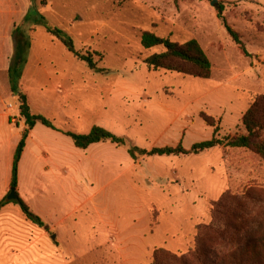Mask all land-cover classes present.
Instances as JSON below:
<instances>
[{
  "label": "rangeland",
  "instance_id": "374dc122",
  "mask_svg": "<svg viewBox=\"0 0 264 264\" xmlns=\"http://www.w3.org/2000/svg\"><path fill=\"white\" fill-rule=\"evenodd\" d=\"M212 1L17 0L18 25L30 42L19 92L32 114L61 132L86 134L98 126L146 150L178 143L189 149L211 140L215 127L216 138L244 134L243 114L264 96V0ZM31 7L104 71L90 70L44 28L22 24ZM220 8L247 55L217 18ZM144 32L177 44L197 41L211 64L210 77L149 69L144 61L164 49L143 48ZM2 98L15 128L22 120L19 99L8 89ZM0 127L3 134V120ZM38 128L29 133L20 179L23 188L33 189L30 167L41 150L47 177L37 182L48 189L28 210L64 222L60 230L27 229L16 200L8 201L0 210L3 220L23 222L0 235V264H151L154 250L180 255L192 248L197 226L210 224L211 205L221 201L217 219L227 214L240 227L227 233L229 242H219L221 254L240 261L247 252L264 263V162L250 150L215 147L198 155L131 160L127 146L104 142L80 150L61 133ZM230 198L244 206L236 209Z\"/></svg>",
  "mask_w": 264,
  "mask_h": 264
},
{
  "label": "trees",
  "instance_id": "16d2710c",
  "mask_svg": "<svg viewBox=\"0 0 264 264\" xmlns=\"http://www.w3.org/2000/svg\"><path fill=\"white\" fill-rule=\"evenodd\" d=\"M35 8L27 9L25 16L22 19V24L25 26H40L46 30L51 36L58 40L67 52L71 53L78 60L84 62L86 66L93 71L103 72L104 69L97 68V63L90 56H84L74 50L72 40L67 37L62 31L47 23L44 18L36 17ZM217 18L220 20L223 28L230 36L232 41L239 47L240 51L246 54V51L240 42L239 37L226 24L222 16V9L217 13ZM24 26L18 25L13 31L15 41V50L11 65L8 70L10 90L14 96H17L20 102L19 114L23 118L25 131L19 140L13 153L11 166L10 189H16L17 186V166L21 158V154L25 147V140L29 131L36 124H40L45 128L62 133L64 136L71 139L73 145L80 150H84L90 145L109 142L117 146H127V153L130 159L137 160L139 157H162V156H186L198 155L204 151L215 147H226L230 149L250 150L255 156L264 162V96L254 101L241 118V126L244 134H235L232 137L216 138L218 127L214 128L213 137L209 141L193 144L189 149H185L181 143L175 147H155L150 150L140 149L138 147L128 145L123 138H119L107 130L94 126L87 134H73L69 132H61L45 117L34 115L31 113L27 104L25 95L19 92V80L23 67L26 63V56L29 50V38L23 29ZM140 45L145 48L162 47L164 51L160 54L152 55L147 58L144 63L149 69L165 70L169 72H177L196 77L198 79H208L211 72V64L209 59L201 49L197 41L190 40L184 44L170 42L168 39H161L152 33L144 32L140 37ZM189 68L192 70L189 71ZM208 125L214 126L211 118H205ZM229 199L228 197L224 196ZM223 197V199H224ZM234 199L235 208L243 207V201ZM9 202L6 196L0 200V210ZM17 204L24 216L33 224L43 227L44 224L40 219L33 215L27 206L18 198L14 202ZM221 202H216L211 205V220L206 226H197L196 234L193 239L192 248L188 249L185 254H171L163 249L153 251L151 264H264L253 261L250 254L246 260H228L225 255L219 250V242H229L227 233H239L240 227L238 224H233L227 214H224L222 219H217L219 216L216 208L222 206ZM264 257V256H263ZM249 259V260H248Z\"/></svg>",
  "mask_w": 264,
  "mask_h": 264
},
{
  "label": "crops",
  "instance_id": "0c3cea01",
  "mask_svg": "<svg viewBox=\"0 0 264 264\" xmlns=\"http://www.w3.org/2000/svg\"><path fill=\"white\" fill-rule=\"evenodd\" d=\"M26 12L24 13V15L26 14ZM24 15L22 16V18L24 17ZM18 21H19V12H18V2H17V0H13V1L12 0H0V98H1L0 99V121L3 120L4 124H5V127H6V129H5L3 134H2V131H1V127H0V151L5 146L7 147L6 152L5 153L2 152V155H0V164H2V166H1V174H2V180L1 181L2 182H0V200L3 199L6 196L5 191H7V190L10 191L11 166H12L13 153L15 151V148H16L19 140L21 139L22 134L25 131L23 118L20 116L22 118V120L19 121V124H18L17 127L13 128L7 122L8 121L9 112L3 110V107L1 106V101L3 99L2 98L3 91L5 89H8L11 92L10 83H9V77H8V70H9V67L11 65L12 58H13V55H14V50H15V41H14V38H13V31L18 26ZM29 49H30V47H29ZM28 52H29V50H28ZM28 52H27V56H26V63L24 65V67H23L18 86L20 84V81H21L24 69L26 68V65H27V68H28V58H30V56L28 55ZM5 74L7 75V85H6V82H5ZM39 125L40 124H36L33 127V129L28 132L26 140H25V147H24V150H23V152L21 154V158H20L18 166H17V186H16V189H15V193H16V195L18 194L17 196L27 206V208L30 207L31 200L33 198L40 199L41 195L43 196V194L45 192V189L46 190L48 189L47 185L43 184L42 181L37 182L39 177H40L39 178L40 180H42L43 178L47 177L45 175V173H44V166H43L44 164H42V161H40V159H43V156H42L43 152L41 150H35V152H34V163L35 164H34L33 167H30L31 172L33 171L34 172L33 174L35 175V182H34L33 189L30 190L29 188L27 189V187L23 188L24 185H23V182L20 179V175H21L20 166H21V163H22V159H23V157H24V155L26 153V150H27L26 148L28 147V144L30 145L32 143V140H30L29 133L34 131V130H36V128H38ZM40 126L41 127H39L38 129L45 128L42 125H40ZM45 129H48V128H45ZM48 130H50V129H48ZM51 131H53V130H51ZM55 132H57V131H55ZM58 133H60V132H58ZM12 138L14 139V142H11ZM119 138H121V137H119ZM100 143H104V142H100ZM96 144H99V143H96ZM96 144H93V145H96ZM90 146H92V145H90ZM143 157H145V156H143ZM162 157H173V156H162ZM48 185L50 186L51 182H48ZM71 186H72L71 188L73 189L72 191H76V189L73 187L72 184H71ZM21 188H23V189H21ZM79 207H80L79 204L77 205V204L74 203L73 212H76V211L79 212L80 211V210H78ZM39 213H37V214L39 215ZM3 214L0 215V235H2L3 232L4 233L5 232H8V233L13 232L15 230V228H16L15 224H16L17 221L20 220V222H23L21 220V218H18V217H12V218H7L6 220H3V218H2ZM32 214L34 215V213H32ZM39 216H37V217L45 225V227L55 226L58 229L59 227H61V225L64 222V219H60V220L56 221V223H53V222L51 223V221H47V219L45 217H43L41 215H39ZM28 222L29 223L26 225L27 229H33V226L36 225V224H33L30 221H28ZM36 227L38 229H41L40 226H38V225H36ZM58 230H60V229H58ZM108 230L109 229L106 230L107 233H108Z\"/></svg>",
  "mask_w": 264,
  "mask_h": 264
},
{
  "label": "water",
  "instance_id": "95a60500",
  "mask_svg": "<svg viewBox=\"0 0 264 264\" xmlns=\"http://www.w3.org/2000/svg\"><path fill=\"white\" fill-rule=\"evenodd\" d=\"M215 0L212 1L211 5H214ZM7 201H13L17 199V195L15 193V189H10L9 194L6 197Z\"/></svg>",
  "mask_w": 264,
  "mask_h": 264
}]
</instances>
